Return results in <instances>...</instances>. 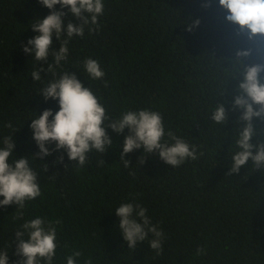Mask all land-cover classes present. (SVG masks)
I'll return each mask as SVG.
<instances>
[{"label": "trees", "instance_id": "trees-1", "mask_svg": "<svg viewBox=\"0 0 264 264\" xmlns=\"http://www.w3.org/2000/svg\"><path fill=\"white\" fill-rule=\"evenodd\" d=\"M205 2L104 0L100 29L74 37L67 61L55 67L51 55L48 62H38L22 47L38 34L31 29L35 19L50 10L39 0H0V147L5 137L13 136L16 148L10 161L27 155L42 193L26 203L22 220L16 219L17 205L0 208V251L9 252L10 264L18 260L15 231L37 216L62 221L57 225L56 264H66L63 257L73 250L92 256L94 264H264V169L249 162L238 174H226L232 163L229 153L237 150L240 111H233L232 103L243 77L228 83L223 67L230 64L218 61L234 56L238 48L253 47L248 63H264V43L237 37L218 0L210 8L202 6ZM56 9L61 10L59 5ZM196 19L200 26L187 31ZM68 22L82 23L70 12ZM52 47H60L55 37ZM86 58L100 62L104 80H93L84 71ZM49 63L53 71H42L41 80L34 81L32 72ZM66 71L103 98L112 118L145 108L160 112L166 132L195 145L198 158L172 168L141 148L126 157L131 162L126 168L120 158L128 130L120 135L109 128L111 148L106 154L92 151L83 168L70 164L63 150L36 160L32 155L39 148L31 138V119L45 109L59 110L58 101H45L39 92ZM220 99L229 112L225 126L211 119ZM9 122L12 128L6 127ZM254 123L264 131V121ZM165 140L172 142L167 135ZM60 156L63 163H56ZM125 202L147 208L152 223L163 230L161 255L147 241L128 248L115 215ZM201 247L206 254L198 256Z\"/></svg>", "mask_w": 264, "mask_h": 264}, {"label": "clouds", "instance_id": "clouds-1", "mask_svg": "<svg viewBox=\"0 0 264 264\" xmlns=\"http://www.w3.org/2000/svg\"><path fill=\"white\" fill-rule=\"evenodd\" d=\"M39 3L50 10L47 16L35 19L31 29L38 33L29 38L23 51L38 62H48L49 57L54 59L55 67H60L69 56V43L74 37H83L85 30L89 33L100 29L99 17L104 14V0H39ZM213 0H206L202 5L212 7ZM59 5L61 10H57ZM218 6L224 12V20L234 28L235 35L255 44L264 43V0H218ZM67 9L68 11H63ZM71 13L82 23L76 24L65 19ZM201 24L199 19L190 24L187 31L191 32ZM54 37L60 41L59 50L53 49ZM254 48H238L234 56L221 58L218 61L228 60L230 66L223 67L230 79H243L238 83L232 110L239 109L240 115L235 123L240 127L235 130L238 139L235 141L236 151L229 153L232 163L226 174H238L242 167L249 162L256 170L264 169V139L258 144L254 138L264 136V131L257 128L254 119L264 121V63H248L253 55ZM216 57V55H215ZM217 59V58H216ZM53 64L47 68H38L32 72L34 81L41 80V72H52ZM84 71L93 80H104L105 72L96 59L86 58L83 61ZM55 75V73H54ZM107 87V81H104ZM227 83V85H228ZM227 92V86L223 92ZM40 95L45 101L56 100L59 110L55 113L45 109L42 114L31 119V138L35 140L39 151L32 156L44 161L47 156L63 150L72 163L83 168L88 163L92 151L106 154L114 140L108 134V129L125 136L120 161L124 167L131 165L126 157L143 148L144 153H155L162 161L172 168L179 167L188 159L198 158L197 148L185 139L176 136L171 130L166 132L163 116L158 111L150 109L129 110L119 117L112 118L105 106L102 97H98L90 86H85L75 73L63 72L58 78L49 81L41 88ZM221 96V97H222ZM226 101L220 99L211 119L217 124L226 125L229 112L225 107ZM6 127L12 128L9 122ZM172 141L169 143L165 136ZM55 145L50 148L49 145ZM16 142L13 136L5 137L3 147H0V208L17 205L16 219H23V209L26 203L42 195L38 182V173L30 165L28 156L11 160L15 152ZM155 155V156H156ZM142 156L140 162H145ZM64 157L56 158V163H63ZM105 163V160L102 161ZM46 170L48 171V165ZM69 164L65 165L67 170ZM148 209L139 203L125 202L115 209L118 217V228L128 248L136 249L138 244L147 241L149 247L155 250L156 255L163 253L165 234L149 217ZM60 219L48 220L44 217H35L24 221L15 231V255L18 260L15 264H56L58 243L57 225ZM151 237V239H149ZM7 251H0V264H10ZM206 254L203 247L197 249L196 255ZM66 264H94L92 256L84 258L80 250H73L63 257Z\"/></svg>", "mask_w": 264, "mask_h": 264}]
</instances>
